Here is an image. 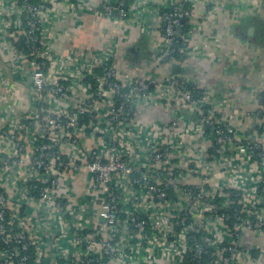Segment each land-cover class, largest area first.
<instances>
[{"label":"built area","instance_id":"obj_1","mask_svg":"<svg viewBox=\"0 0 264 264\" xmlns=\"http://www.w3.org/2000/svg\"><path fill=\"white\" fill-rule=\"evenodd\" d=\"M259 3L0 0L6 64L25 78L30 99L16 115L20 88L0 73V264L163 256L168 264H251L241 242L245 232L264 233V135L243 125L256 112L264 116V72L254 91V100L263 96L260 108L241 111L226 98L216 106L188 73L121 71L116 42L99 53L58 51L47 20L85 12L156 30L155 68L213 56L207 51L220 38L193 41L194 29ZM146 12L157 23L140 22ZM246 56L235 48L214 54L238 62ZM140 107L194 116L146 124Z\"/></svg>","mask_w":264,"mask_h":264},{"label":"crops","instance_id":"obj_2","mask_svg":"<svg viewBox=\"0 0 264 264\" xmlns=\"http://www.w3.org/2000/svg\"><path fill=\"white\" fill-rule=\"evenodd\" d=\"M92 1L98 3L102 0ZM259 1L256 11L242 9L231 17H219L210 26L200 27L198 30L194 29L191 34L193 41L202 42L210 35L220 38V46L207 51V53L212 51L213 56H197L184 64H166L155 68L150 64L154 57V44L159 40V33L156 30L142 32L136 24L113 23L111 19L105 18L102 14L85 12L73 14L66 18L54 16L47 20V24H49L50 31L54 36L53 43L58 51L73 47L78 48L79 51L99 53L106 44L116 42L118 47L115 62L121 71L135 73L154 69L157 72L155 73L153 70L154 74H160L174 72L179 66L181 68L179 70L183 73L193 75L198 85L210 90L212 101L216 106L220 99L226 98L237 104L241 111L253 112L260 108V101L263 97L259 95L254 100V91H257L260 75L264 72V53L261 54L259 47H255L256 45L252 43V36L249 37L245 31H248L249 27L252 26L248 23L250 16L257 14L256 16L260 17L263 15L264 0ZM203 12L204 8L200 4L196 6L193 12L194 19L200 20ZM139 20L146 27L148 24H153V22L155 24L158 21L155 15L148 12L143 13ZM245 24L249 25L246 27L247 29H240ZM245 36L249 37L250 41H247ZM4 43L5 41L0 35V73L2 77H11L15 85L20 88L21 97L18 99V103L14 105L15 114L19 115L22 110H25L24 105L30 100L27 89L28 83L25 82L22 75L17 74L7 66ZM234 48L246 52L247 58L240 62L214 58L216 51L223 53ZM225 112H228L229 115L231 108H227ZM138 113L141 121L146 124L150 121L158 122L169 119L174 114L172 110L166 111L157 107H140ZM260 113V111L256 112V118H250L245 122L244 130H248L257 124L262 126L263 130L258 133L264 135V116L262 113L259 116ZM230 117L236 126L240 125L237 118ZM7 188L11 189L9 186ZM241 248L245 251L244 253L250 259L251 264H264V233L259 231L245 232L242 237ZM111 264H168V261L166 256H163L129 263L113 260Z\"/></svg>","mask_w":264,"mask_h":264},{"label":"trees","instance_id":"obj_3","mask_svg":"<svg viewBox=\"0 0 264 264\" xmlns=\"http://www.w3.org/2000/svg\"><path fill=\"white\" fill-rule=\"evenodd\" d=\"M164 9H167V8H164V6H161V11H163ZM257 14H255V15H252V16H250L249 18H248V23H250L252 26H254V27H258V28H261L259 31L261 32V33H263V31H264V28H263V26L261 25V24H259V22H258V20H256V19H258L257 18V16H256ZM263 15H264V9H263ZM247 26H249L248 24H245V25H243V26H241L240 27V29H244V30H246L247 28ZM243 27V28H242ZM185 28V27H184ZM185 30V29H184ZM262 36H263V34H261ZM18 46L19 47H22L23 45H22V43H19L18 44ZM179 69H181V68H179V66H177L176 67V71H180ZM189 86H191V85H189ZM193 87V86H192ZM194 94H198V90L197 89H194ZM262 103V101H260V104ZM208 106V105H207ZM231 113V112H230ZM172 117H175V115L173 114L172 115ZM171 117V118H172ZM252 128H254V129H257L259 132H261V131H263L262 130V126L260 127V126H258L257 124H254L253 125V127L251 126L250 127V129H248L247 130V132L248 131H252ZM246 129V128H245ZM209 131H211V129H207V132H209ZM245 132V131H244Z\"/></svg>","mask_w":264,"mask_h":264},{"label":"flooded vegetation","instance_id":"obj_4","mask_svg":"<svg viewBox=\"0 0 264 264\" xmlns=\"http://www.w3.org/2000/svg\"><path fill=\"white\" fill-rule=\"evenodd\" d=\"M257 18L258 19H256V20H258L259 24H261L263 26V28H264V15H262L260 17H257ZM107 19H109V18H107ZM257 29L260 30L261 28H257ZM246 31H245V33H247ZM255 32H256V27H255ZM261 34H263V36ZM246 38H247L246 40L248 41L249 37H246ZM251 39H252V43L256 45L255 47H259L261 54H263L264 53V31H263V33H261L259 31V33L257 35H255V36L253 35Z\"/></svg>","mask_w":264,"mask_h":264},{"label":"water","instance_id":"obj_5","mask_svg":"<svg viewBox=\"0 0 264 264\" xmlns=\"http://www.w3.org/2000/svg\"><path fill=\"white\" fill-rule=\"evenodd\" d=\"M254 31H255V27L251 26V27H249V29L247 31V34L252 35ZM174 115L178 116V117H181V118H184V119H187V120H191L192 117L194 116V112L186 110V109H183V110L175 111ZM258 115L260 116L261 113L258 114Z\"/></svg>","mask_w":264,"mask_h":264},{"label":"rangeland","instance_id":"obj_6","mask_svg":"<svg viewBox=\"0 0 264 264\" xmlns=\"http://www.w3.org/2000/svg\"><path fill=\"white\" fill-rule=\"evenodd\" d=\"M258 27H256V32H253V34L252 35H250V34H248V36L249 37H251V36H255V35H257L258 33H259V30L257 29ZM154 72H155V70H154ZM155 73H157V72H155Z\"/></svg>","mask_w":264,"mask_h":264}]
</instances>
